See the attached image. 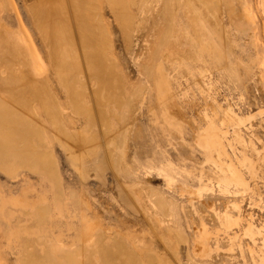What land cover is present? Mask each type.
<instances>
[{
    "label": "rangeland",
    "instance_id": "obj_1",
    "mask_svg": "<svg viewBox=\"0 0 264 264\" xmlns=\"http://www.w3.org/2000/svg\"><path fill=\"white\" fill-rule=\"evenodd\" d=\"M60 1L0 0V115L26 104L47 159L0 140V264H119L116 245L135 264H264V0H96L111 75Z\"/></svg>",
    "mask_w": 264,
    "mask_h": 264
},
{
    "label": "bare ground",
    "instance_id": "obj_2",
    "mask_svg": "<svg viewBox=\"0 0 264 264\" xmlns=\"http://www.w3.org/2000/svg\"><path fill=\"white\" fill-rule=\"evenodd\" d=\"M58 1V0H57ZM60 1V0H59ZM169 1V0H168ZM171 1V0H170ZM63 3V2H62ZM71 3L74 5V7H76L75 8V14H74V19H75V25H76V31H77V33H78V37H80V39H81V41L88 47H86V51L88 50V51H90L89 52V54H90V57H91V60L89 61V63L90 64H93L95 61H96V63L95 64H93L94 66H98V64L99 63H101V62H98V60H100L101 58H100V56H101V54L103 53H101L100 54V56H99V53L97 54V52L95 51V43L99 40V39H101V37H102V35H101V33L100 34H97V32H96V30H95V28H94V26H93V23L95 24V21L97 20V18L95 19V7H96V0H71ZM70 3V4H71ZM166 3V2H165ZM171 3V2H170ZM62 5L64 6V4H61V1L60 2H54V3H52V4H50L49 5V7H47V5H46V9H50V11L49 12H51V16L48 14V16H49V18H50V20H51V22H54V23H59L58 21H59V19L61 18H59V16L58 15H60L61 14V16L63 15V11H65V10H63V7H62ZM168 5V4H167ZM166 5V6H167ZM45 6V5H44ZM72 6V5H71ZM70 6V7H71ZM113 6V5H112ZM165 6V7H166ZM169 7V6H168ZM41 8V7H40ZM44 8V9H45ZM67 8H68V6H67ZM72 8V7H71ZM113 8V7H112ZM74 9V8H73ZM116 10V9H115ZM114 10V11H115ZM41 12V11H40ZM38 13H39V11H38ZM42 13H44V12H41V14ZM47 13V12H46ZM46 13H44V15L46 14ZM43 15V16H44ZM34 16H35V13H34ZM37 16H38V14H37ZM48 16H46L45 15V17H40V14H39V18H36L37 20V22H38V24H41V22H44V21H42V19H45L46 17H48ZM68 19H69V17H68ZM56 25L54 24V27H55ZM58 26V25H57ZM101 26V25H100ZM59 27V26H58ZM62 27V26H61ZM64 27V26H63ZM62 27V31L64 30V28ZM99 27V26H98ZM53 28V27H52ZM60 28V27H59ZM59 28L58 29H56L55 28V30H57V31H61V28H60V30H59ZM102 28V27H101ZM104 29V28H103ZM55 30H54V32H55ZM102 30V29H101ZM51 31V30H50ZM99 31V30H98ZM70 32V31H69ZM51 33V32H50ZM56 33V32H55ZM64 33H67L66 31L65 32H63V33H61V34H63L64 35ZM71 33V32H70ZM57 35H59L60 36V33H56ZM104 35H106V34H104ZM103 35V36H104ZM70 36V35H69ZM72 36V35H71ZM70 36V37H71ZM107 37V36H106ZM105 37V38H106ZM61 37H58V36H56V39H57V41L59 42V40L61 41V39H63V37L60 39ZM103 38V37H102ZM104 39V38H103ZM103 39H102V41H103ZM53 40V39H52ZM105 40V39H104ZM102 41H98V42H102ZM103 43V42H102ZM98 43H96V45H97ZM64 45V44H63ZM107 45V44H106ZM61 47V46H60ZM103 47V46H102ZM73 48V47H72ZM85 48V47H84ZM97 48V47H96ZM71 49V48H70ZM73 49H75V48H73ZM91 49H93V51H91ZM63 50V49H62ZM75 51H76V49H75ZM87 51V52H88ZM77 52V51H76ZM99 52V51H98ZM75 53V52H74ZM67 53L65 52V54L64 55H66ZM81 54V53H80ZM104 54V53H103ZM58 55H62V53L61 52H58ZM99 57H98V56ZM67 56V55H66ZM105 56V55H104ZM107 56V55H106ZM68 57V56H67ZM100 58V59H99ZM60 59V58H59ZM69 59V58H68ZM103 59V58H102ZM106 61H108L107 59V57L106 58H104ZM103 59V60H104ZM70 60V59H69ZM104 60V61H105ZM77 60L75 59V58H72L71 59V63L69 64L70 66H73V64H75V62H76ZM103 61V62H104ZM70 62V61H69ZM101 63V64H104V63ZM109 62V61H108ZM77 63V62H76ZM88 63V64H89ZM106 63V62H105ZM110 63H112V61H110ZM109 64V63H108ZM67 66H68V64H66ZM77 65V64H76ZM92 65V66H93ZM100 65V64H99ZM107 65V64H106ZM78 66V65H77ZM74 67V66H73ZM72 67V68H73ZM87 67V66H86ZM99 68H100V71L98 70V69H96V68H94L98 73L99 72H101V73H106V74H108V75H111V70L113 69H111L110 70V68L111 67H107V66H98ZM93 68V67H92ZM89 69V68H88ZM39 70H40V68H39ZM105 71V72H104ZM100 75H102V74H100ZM97 76V75H96ZM103 76V75H102ZM27 81V80H26ZM28 83V82H27ZM105 84H106V82H104ZM101 84H103V83H101ZM104 84V85H105ZM33 85V84H32ZM32 85H30L29 87H34V86H36L35 84H34V86H32ZM98 85V84H97ZM107 86V85H106ZM37 87V86H36ZM35 87V88H36ZM99 87V86H98ZM107 88V87H106ZM37 89V88H36ZM102 89H103V87H102ZM35 90V89H34ZM33 90V91H34ZM103 93H104V91H103ZM106 93V92H105ZM26 94H27V91H26ZM25 94V95H26ZM45 94V93H44ZM29 96V95H28ZM43 96V95H42ZM46 96V95H45ZM19 97H20V95H19ZM24 96H22V98H23ZM44 97V96H43ZM106 97H107V94H106ZM29 97H27V98H25L27 101L29 100L28 99ZM79 98V97H78ZM17 99V98H16ZM42 99V98H41ZM44 99H46L45 97H44ZM17 100H19V98L17 99ZM33 100L35 101L36 100V98L33 96ZM69 100V99H68ZM25 101V100H24ZM27 101H25V102H27ZM30 101H31V99H30ZM29 101V102H30ZM39 101V100H38ZM69 101H71V103L72 104H74L75 105V107L77 108L78 106H79V100L77 99V96H75V95H73V96H71L70 97V100ZM101 101H102V98H101ZM100 101V102H101ZM17 102V101H16ZM103 102V101H102ZM104 102H106V99H105V101ZM20 103H21V101H20ZM31 103V102H30ZM71 103H70V105H71ZM10 104V103H9ZM22 104V103H21ZM27 104H28V102H27ZM101 105V104H100ZM2 107H5V105L3 106V105H1ZM7 106H8V109H10L9 108V105L7 104ZM30 106V105H29ZM73 106V105H72ZM17 107H20V108H16L15 110H12L11 111V114L10 115H13L15 118H13V117H10V115L8 116L7 114H3L1 117H0V140H1V143L3 144V147H2V149H1V152L2 153H9L10 155H12V157H14L16 160H18L20 163H23V160H25V159H28V158H32V159H37V161L39 162V163H41V164H43V165H45V162H46V158L45 157H43V156H41V155H39V154H35V152L34 151H32L33 150V146L31 145V143H30V139L32 138V134L34 133V132H32L31 131V129L29 128V126L32 124V121H31V115H30V113H29V109L30 108H27V105L25 104V105H20L19 104V106L17 105ZM15 108V107H14ZM1 109V108H0ZM4 109V108H3ZM74 109V108H73ZM78 110L80 109V108H77ZM76 109V110H77ZM2 110V109H1ZM6 110V109H5ZM5 110H3V111H5ZM54 110V109H53ZM7 111V110H6ZM52 111V110H51ZM78 112V115L80 114L81 115V109L79 110V111H77ZM4 113V112H3ZM9 113V112H8ZM57 113V112H56ZM74 113H76L75 111H74ZM101 113H103V111H102V109H101ZM99 114L98 115V123H99V125L101 124L102 125V123L104 122V120H103V116L104 115H102V114ZM8 116V117H7ZM55 117H56V114H55ZM107 117V116H106ZM53 118L54 117H52V120H53ZM58 118V114H57V117H56V119ZM104 119H105V116H104ZM55 120V119H54ZM205 120V119H204ZM208 120V119H207ZM53 122V121H52ZM52 122H51V124H52ZM105 123V122H104ZM57 124V123H56ZM56 126V125H55ZM103 127L101 126V129H102ZM107 129V128H106ZM55 130V129H54ZM216 130V129H215ZM210 131V130H209ZM105 133V132H104ZM218 134V133H217ZM36 135V134H35ZM34 136V135H33ZM79 137V136H78ZM203 137H205V136H203ZM208 139V138H207ZM80 140V139H79ZM82 142V141H81ZM204 142H208V141H205L204 140ZM209 142H213L212 140H210ZM78 143H80V142H75V145H77ZM220 143V142H219ZM81 144V143H80ZM205 144V143H204ZM207 144V143H206ZM213 144V143H212ZM215 144V143H214ZM208 145V144H207ZM220 145V144H219ZM78 146H79V144H78ZM83 146H84V144H83ZM83 146H82V148H83ZM206 146V145H205ZM80 147V146H79ZM207 147V146H206ZM209 147V146H208ZM218 147V146H217ZM214 148V147H213ZM222 149V148H221ZM224 149V148H223ZM217 151H218V148H217ZM220 157V156H219ZM218 158V157H217ZM220 167V166H219ZM223 167V166H222ZM54 170H55V166L54 165H52V170H51V173L53 174L54 173ZM227 172V171H226ZM232 172H234V173H232ZM229 175H231V177H229L228 179H234V181H238L239 179H238V177H237V173H235V171H231V174H229ZM56 177V176H55ZM226 180V179H225ZM232 181V180H231ZM249 227V226H248ZM97 247H99V248H101L100 246H97ZM95 248V247H94ZM104 248V247H103ZM115 248H116V250L114 251V250H111V252L109 253V252H106V251H104L105 250V248L101 251V253H106L107 254V256L109 257V258H112V257H114V256H117L118 257V263L119 264H135L134 263V261H132V259H131V257H130V255L128 254V253H124V254H121L120 253V250H119V246L118 245H116L115 246ZM102 249V248H101ZM99 250V249H98ZM113 253H115V254H113ZM75 254V253H74ZM76 255V254H75ZM79 255V254H78ZM71 256V255H70ZM106 256V255H105ZM74 257V256H73ZM76 257V256H75ZM79 258V257H78ZM68 259H69V255H68ZM71 259V258H70ZM73 259V258H72ZM69 262H70V260H69ZM76 264H77V262L76 261H74ZM65 263H67V261L65 262ZM71 263H72V260H71ZM74 263V264H75ZM80 263V262H79ZM91 263H92V261H91ZM95 263V262H94ZM108 263H111V262H108ZM69 264V263H68Z\"/></svg>",
    "mask_w": 264,
    "mask_h": 264
},
{
    "label": "crops",
    "instance_id": "obj_3",
    "mask_svg": "<svg viewBox=\"0 0 264 264\" xmlns=\"http://www.w3.org/2000/svg\"><path fill=\"white\" fill-rule=\"evenodd\" d=\"M49 111H50V109H49ZM53 111V110H52ZM55 113H53V115H54ZM59 117H60V111H59ZM59 117L56 119V121H57V124H58V122H59Z\"/></svg>",
    "mask_w": 264,
    "mask_h": 264
}]
</instances>
